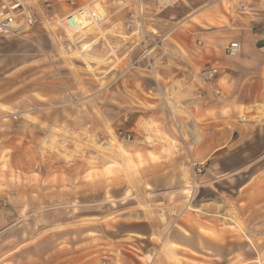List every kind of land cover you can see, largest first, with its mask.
I'll use <instances>...</instances> for the list:
<instances>
[{
	"label": "rangeland",
	"instance_id": "1",
	"mask_svg": "<svg viewBox=\"0 0 264 264\" xmlns=\"http://www.w3.org/2000/svg\"><path fill=\"white\" fill-rule=\"evenodd\" d=\"M87 1L26 0L35 17L34 24L25 31L24 37H0V229H3L0 233V260L5 264L12 256L11 248L22 244L34 247V264H41L43 247L50 245L53 248L59 240L53 236H46L44 240L42 233H84L93 229L118 235L126 226L133 224L119 218L123 209L129 211L142 207L136 204L138 198L134 195L146 197L137 168L142 162L138 158L135 163L120 148L122 145L127 150L133 148L130 142L134 139L139 145L152 147L158 144L153 134L151 137L140 135L139 126L135 123L132 130L125 131L120 120L128 98L117 91L132 82L138 85L142 77L147 78L141 74L146 72L143 67H129L141 51L136 44L139 35L129 34L126 28L133 7H125L124 2L100 0L101 5L95 4V7H100L99 14L103 18L99 27L89 26L85 34L71 30L68 32L69 36L73 34L70 40L57 24V19ZM143 7L140 15L143 30L149 35L152 32L161 34L152 27L156 23L155 16L148 17L144 4ZM134 16L139 19L137 13ZM191 17L184 15L179 24H187ZM171 19L169 16L168 20ZM161 35L168 39L171 34ZM152 38H149L150 41ZM83 49L89 55L82 56ZM147 79L152 83L155 81L154 78ZM215 94L219 95V91L215 90ZM257 107L255 111L239 114L238 119L260 123L264 120V105ZM172 131L178 137L177 150L184 167L183 177L175 191L186 203L179 212L185 211L184 216H188L194 209L197 214H202L197 212L201 209L193 203L212 198L213 188L225 190L220 197H226L228 201L226 207L211 215L214 218L211 223L229 233H204L211 240V248L200 242L195 252L189 251L194 260L175 256L179 263L229 264L230 261L221 260L219 254L227 253L229 256L232 251L241 248L247 254H254L255 250L261 253V262H264V205L244 206L241 216V209L236 208L234 202L235 187L247 180L250 174H231L206 186V161L195 156L194 143L184 129L174 124ZM251 144L248 142L240 147L248 150L243 156L245 162L252 160V155L257 152V156L264 153V142L259 148L256 144L254 150ZM131 150H135L132 153L140 157L138 149ZM155 158L152 156V159ZM259 162V165H264V158ZM261 177L264 179V174ZM255 181L258 182L257 179ZM28 184L34 186L36 203L42 201L44 193H49L51 205H35L29 218L24 216L18 220L24 222L19 231H25L29 221V230L33 229L34 235L27 238L22 233L23 237L19 238L21 233H14L16 230H13L17 216L12 214L15 207L11 199L17 194V189L23 190L19 194L26 199ZM186 187L191 190L185 192ZM131 195L130 202L123 201ZM75 197L77 202L73 201ZM60 199L62 201L59 202ZM107 211L115 217H108ZM203 216L207 217L202 214L199 218ZM183 217L178 224L189 226ZM79 225L89 226L87 229H76L75 226ZM59 229L62 232H58ZM224 238L227 241L220 242ZM66 240L72 243L78 241L77 238ZM164 242L188 252V249L172 243L169 235L164 237ZM71 244L67 247H72ZM134 245L147 248L148 254L143 259L149 257V246H162L160 237L150 240L138 238ZM203 245L211 251L215 247L217 254L206 252ZM17 254L21 256V251Z\"/></svg>",
	"mask_w": 264,
	"mask_h": 264
},
{
	"label": "crops",
	"instance_id": "2",
	"mask_svg": "<svg viewBox=\"0 0 264 264\" xmlns=\"http://www.w3.org/2000/svg\"><path fill=\"white\" fill-rule=\"evenodd\" d=\"M142 1L147 16H155L156 23L152 27L161 34H171L168 39H162L157 50L158 54L162 53L161 63L154 65V75L147 71L141 73L147 78H154V83L142 77L138 85L132 82L117 91L128 98L124 116L120 119L124 130H132L135 123L139 126L140 135L151 137L153 134L154 140L158 142L149 147L139 145L134 139L130 142L133 148L127 150L126 146H120L123 154L132 157L135 163L138 158L142 162L137 168L146 197L134 195L138 198L136 204L142 207L129 211L123 209L119 218L133 224L126 226L118 235L87 229L89 225L75 226L76 229H87L84 233H42L44 240L46 236L59 240L56 245L53 244V248L50 245L43 247L41 264H180L175 256L194 260L189 251L195 252L200 247L198 243L211 246L210 238L204 233H229L211 223L214 221L211 215L228 205L226 197H220L225 190L213 188L212 198L193 203L201 209L197 212L207 217L199 218L202 214H197L190 207L194 212H189L188 216H184L185 211L179 212L180 207L186 203L175 191L183 177L184 167L177 150L178 137L172 131L174 124L184 129L194 143L195 156L206 161V186L222 181L231 174H250L247 180L235 187L236 208L241 209L243 216L244 206L264 205V179L261 177L264 165H259L264 153L257 156V152L252 155V160L245 162L243 156L247 155L248 150L240 149L241 145L248 142L252 143V150L256 144L258 148L262 147L264 120L255 123L238 119L239 114L248 110L255 111L258 105H264V0ZM96 9L100 7L97 5ZM184 15L193 16L186 26L179 24ZM169 16L173 20H168ZM176 22L178 24L175 26ZM95 25L99 27L98 23ZM69 31L66 30V33L72 40L73 34L69 36ZM231 41H239L241 44V52L236 56L224 52V46ZM85 49L81 51L84 57L89 55ZM211 67L217 68L216 76L211 80L203 78L201 71ZM215 90L219 91V95L215 94ZM131 149H138L140 157L132 153L135 150ZM152 156L156 158L152 159ZM228 168L231 169L223 171ZM27 186L26 199L20 197L19 192L23 190L19 189L11 199L15 207L12 214L17 216L13 230H16L14 233H21L19 238L23 237L22 233L27 238L34 235L33 229L29 230V221L26 232L19 231L24 222L18 220L24 216L29 218L34 213L35 205H51L49 193H44L42 201L36 203L34 186ZM131 198L133 195L123 201L130 202ZM73 201L77 202V197ZM107 215L115 217L110 211H107ZM182 217L189 226L178 224ZM1 229L0 233H3ZM168 235L172 243L188 249V252L166 244L164 237ZM153 237H160L162 246H149V257L143 259L148 254L147 248L137 247L134 243L138 238L150 240ZM67 238H77L78 241L72 243ZM224 241L227 239H220V242ZM69 243H72L70 248L67 247ZM202 248L208 253L217 254L215 247L213 251L205 245ZM33 250L31 245L23 244L11 248L12 256L6 264H34ZM20 251L21 256L17 254ZM260 254L256 250L254 254H247L241 248L232 251L229 256L227 253L219 254V258L229 260V264H264ZM0 264L5 263L0 260Z\"/></svg>",
	"mask_w": 264,
	"mask_h": 264
},
{
	"label": "built area",
	"instance_id": "3",
	"mask_svg": "<svg viewBox=\"0 0 264 264\" xmlns=\"http://www.w3.org/2000/svg\"><path fill=\"white\" fill-rule=\"evenodd\" d=\"M116 2H124L125 7L132 6L133 12L130 13V18L127 21L126 28L130 31L129 34L139 35V40L136 44L141 47L139 55L131 61L129 67L141 66L150 75H154V65L161 63V54L157 53L164 38L161 34L152 32L151 35L143 30L142 19L140 15L143 12L142 0H113ZM102 2L100 0H88L85 4L75 7L68 15L57 19V24L64 30H79L83 34L88 32V27L102 21V15L96 9L95 4ZM134 13L139 15V19L134 16ZM101 16V18H100ZM35 22V17L28 7L26 0H0V37L17 36L24 37L31 25ZM79 25L83 27L79 28ZM150 37H153L150 41ZM226 55L235 56L241 52V44L239 41H231L224 46ZM143 62L141 65L140 63ZM217 68L211 67L201 71V76L205 79H211L217 74ZM129 138V135H127Z\"/></svg>",
	"mask_w": 264,
	"mask_h": 264
},
{
	"label": "bare ground",
	"instance_id": "4",
	"mask_svg": "<svg viewBox=\"0 0 264 264\" xmlns=\"http://www.w3.org/2000/svg\"><path fill=\"white\" fill-rule=\"evenodd\" d=\"M83 54H84V53H83ZM189 190H191L190 187H186V188H185V192H187V191H189ZM161 219L164 220L163 215H161Z\"/></svg>",
	"mask_w": 264,
	"mask_h": 264
}]
</instances>
